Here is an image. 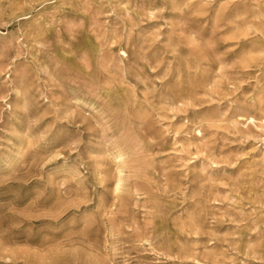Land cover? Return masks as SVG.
Returning a JSON list of instances; mask_svg holds the SVG:
<instances>
[{"label": "rangeland", "instance_id": "374dc122", "mask_svg": "<svg viewBox=\"0 0 264 264\" xmlns=\"http://www.w3.org/2000/svg\"><path fill=\"white\" fill-rule=\"evenodd\" d=\"M0 264H264V0H0Z\"/></svg>", "mask_w": 264, "mask_h": 264}]
</instances>
